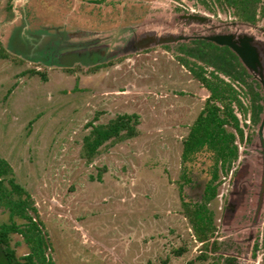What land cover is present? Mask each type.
I'll use <instances>...</instances> for the list:
<instances>
[{
	"label": "rangeland",
	"instance_id": "1",
	"mask_svg": "<svg viewBox=\"0 0 264 264\" xmlns=\"http://www.w3.org/2000/svg\"><path fill=\"white\" fill-rule=\"evenodd\" d=\"M255 8L248 23L226 0H0V227L36 225L54 264H264V0ZM215 36L246 41L256 68ZM52 43L103 58L53 65ZM206 107L233 134L226 161L207 145L182 156ZM119 116L89 154L86 138ZM25 199L31 219L11 214ZM0 249L31 252L19 231Z\"/></svg>",
	"mask_w": 264,
	"mask_h": 264
},
{
	"label": "trees",
	"instance_id": "2",
	"mask_svg": "<svg viewBox=\"0 0 264 264\" xmlns=\"http://www.w3.org/2000/svg\"><path fill=\"white\" fill-rule=\"evenodd\" d=\"M258 0H226L228 4H230L231 7H234L235 10V17L241 21L253 23L255 22L256 17V8L255 4ZM194 74L203 82L204 86L208 89V91L213 95L214 97L218 96V88L216 86H213L209 78H207L204 74L202 69L200 68V73L197 71L194 72ZM217 78V77H215ZM221 82V81H220ZM229 114L232 116V118L236 119V117L233 115V113L229 110ZM126 118V119H125ZM198 118V119H197ZM194 121V128L192 129V133L189 136V139L186 140L183 147V158L187 157L189 153L196 149L202 148L203 145H207L209 148H215L218 151V154L220 155L221 159L223 161H226L230 155H234L235 149L232 146H229V143H231V140L233 138L232 133H228L223 123L225 119L220 117L217 113L216 107L212 108H205L203 111H201L199 117H197ZM127 120V116H119L115 121H112L110 125L107 126H96L94 128L95 134L93 135L92 139L86 138V146L88 149L89 154H93L97 147L102 144L104 141H106L111 135L114 133L116 134L121 129L123 130V127L126 126V123H123V120ZM235 125L237 123L235 122ZM236 128V126H235ZM129 135L127 136H133V131L128 130L127 131ZM8 163L0 158V176L4 175L8 172ZM216 173L212 174L211 178H215ZM17 187V185H16ZM206 193L207 197L211 196L213 193V189L210 187V185H206ZM24 191V190H23ZM26 196L28 197V194L26 193ZM214 196V194H213ZM19 200V199H18ZM16 201L14 208H11V214L12 215H21L24 218L31 219L27 214L24 213L25 206L28 205V200L24 201ZM17 203V204H16ZM202 211L199 210V212L196 213V217L198 218V221L200 223H207L205 214L200 213ZM19 227L15 224L12 225H4L0 227V246L8 242L9 235L11 233H15L16 231L23 232L25 235V239L27 243L31 246V252L24 255L22 258V261H19L15 259V254L11 249L2 250L0 249V255L1 257L5 258L6 262L8 264H54V262L44 255L43 250V241L42 238L39 237V234L36 233V225H30L27 227L26 230L22 231L21 229H18ZM24 260V261H23ZM5 262V263H6Z\"/></svg>",
	"mask_w": 264,
	"mask_h": 264
},
{
	"label": "flooded vegetation",
	"instance_id": "3",
	"mask_svg": "<svg viewBox=\"0 0 264 264\" xmlns=\"http://www.w3.org/2000/svg\"><path fill=\"white\" fill-rule=\"evenodd\" d=\"M211 40V39H210ZM144 41H151V38H145ZM142 44V40L135 42L133 40H131L130 42H128L127 44H124L121 49H125L126 48H131L133 45L137 46V45ZM68 47L69 51L66 52L65 54H59L58 50H61L60 48H62V44H55L52 43L49 47H48V51L49 53H51V64L53 63V65H55V63H59L60 65H62L61 63H72L74 60L76 59H81V61H74L72 65H76V64H83L86 66H91L94 64H98L100 62V60L103 58V50L100 47H94L92 44L87 45V46H80V48H76L73 45H70ZM75 55V56H74ZM264 166V165H263ZM264 181V173L262 176V182ZM264 185V182L262 183ZM262 185V187H263ZM261 187V188H262Z\"/></svg>",
	"mask_w": 264,
	"mask_h": 264
},
{
	"label": "water",
	"instance_id": "4",
	"mask_svg": "<svg viewBox=\"0 0 264 264\" xmlns=\"http://www.w3.org/2000/svg\"><path fill=\"white\" fill-rule=\"evenodd\" d=\"M213 40L219 44L226 45V46L230 47L231 49H233L239 55V57L241 58V60L245 63V65L247 67H249L251 69L256 68V65L258 63L257 54H256L254 48L250 47L246 43V41L242 42L241 45H237L228 36H215L213 38ZM147 44H148V41L142 40V44H140L139 46L144 47ZM74 61H81V59H76ZM73 62L72 63H70V61H69V63L68 62L67 63L62 62L61 64L64 66H70L71 64H73Z\"/></svg>",
	"mask_w": 264,
	"mask_h": 264
},
{
	"label": "crops",
	"instance_id": "5",
	"mask_svg": "<svg viewBox=\"0 0 264 264\" xmlns=\"http://www.w3.org/2000/svg\"><path fill=\"white\" fill-rule=\"evenodd\" d=\"M24 256V255H23Z\"/></svg>",
	"mask_w": 264,
	"mask_h": 264
}]
</instances>
